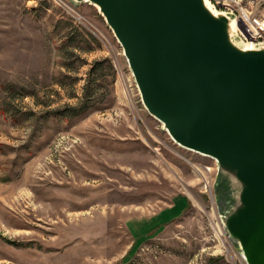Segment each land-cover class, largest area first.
Listing matches in <instances>:
<instances>
[{"label":"rangeland","instance_id":"1","mask_svg":"<svg viewBox=\"0 0 264 264\" xmlns=\"http://www.w3.org/2000/svg\"><path fill=\"white\" fill-rule=\"evenodd\" d=\"M209 1L258 43L241 12L264 0ZM218 180L147 112L95 4L0 0V264H246Z\"/></svg>","mask_w":264,"mask_h":264},{"label":"water","instance_id":"2","mask_svg":"<svg viewBox=\"0 0 264 264\" xmlns=\"http://www.w3.org/2000/svg\"><path fill=\"white\" fill-rule=\"evenodd\" d=\"M76 1L98 7L147 112L216 161L226 233L246 264H264V43H239L235 15L205 0Z\"/></svg>","mask_w":264,"mask_h":264},{"label":"built area","instance_id":"3","mask_svg":"<svg viewBox=\"0 0 264 264\" xmlns=\"http://www.w3.org/2000/svg\"><path fill=\"white\" fill-rule=\"evenodd\" d=\"M243 17L242 20L247 22L254 30L253 39H256V42L264 43V19L261 18H250L245 13L241 12Z\"/></svg>","mask_w":264,"mask_h":264},{"label":"bare ground","instance_id":"4","mask_svg":"<svg viewBox=\"0 0 264 264\" xmlns=\"http://www.w3.org/2000/svg\"><path fill=\"white\" fill-rule=\"evenodd\" d=\"M205 3L207 4V6H208L213 12H216V13H217L216 9H214V7L212 6V4L210 3L209 0H205ZM250 44H251L250 42L246 43V45H250Z\"/></svg>","mask_w":264,"mask_h":264},{"label":"trees","instance_id":"5","mask_svg":"<svg viewBox=\"0 0 264 264\" xmlns=\"http://www.w3.org/2000/svg\"><path fill=\"white\" fill-rule=\"evenodd\" d=\"M93 66H94V67H96V63H95ZM94 67H93V68H94ZM90 74H91V72H90ZM90 80H91V79H89V81H90ZM80 107H81V106H79V108H77V109L75 108V109H76V111H81V110H82V108H80Z\"/></svg>","mask_w":264,"mask_h":264},{"label":"snow or ice","instance_id":"6","mask_svg":"<svg viewBox=\"0 0 264 264\" xmlns=\"http://www.w3.org/2000/svg\"><path fill=\"white\" fill-rule=\"evenodd\" d=\"M30 2H31V0H30Z\"/></svg>","mask_w":264,"mask_h":264}]
</instances>
